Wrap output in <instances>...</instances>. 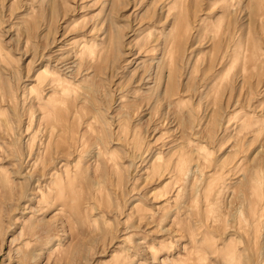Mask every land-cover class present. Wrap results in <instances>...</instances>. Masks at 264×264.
<instances>
[{
    "label": "rangeland",
    "instance_id": "rangeland-1",
    "mask_svg": "<svg viewBox=\"0 0 264 264\" xmlns=\"http://www.w3.org/2000/svg\"><path fill=\"white\" fill-rule=\"evenodd\" d=\"M0 264H264V0H0Z\"/></svg>",
    "mask_w": 264,
    "mask_h": 264
}]
</instances>
